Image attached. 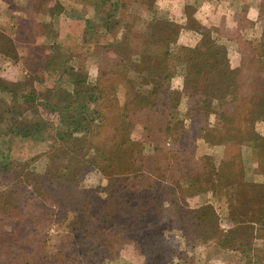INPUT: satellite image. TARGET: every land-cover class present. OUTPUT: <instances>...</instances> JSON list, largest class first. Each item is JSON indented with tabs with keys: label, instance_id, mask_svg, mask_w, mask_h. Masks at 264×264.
Listing matches in <instances>:
<instances>
[{
	"label": "rangeland",
	"instance_id": "rangeland-1",
	"mask_svg": "<svg viewBox=\"0 0 264 264\" xmlns=\"http://www.w3.org/2000/svg\"><path fill=\"white\" fill-rule=\"evenodd\" d=\"M0 264H264V0H0Z\"/></svg>",
	"mask_w": 264,
	"mask_h": 264
},
{
	"label": "trees",
	"instance_id": "trees-1",
	"mask_svg": "<svg viewBox=\"0 0 264 264\" xmlns=\"http://www.w3.org/2000/svg\"><path fill=\"white\" fill-rule=\"evenodd\" d=\"M47 100V99H46ZM47 102V101H46ZM79 104V103H78ZM61 108V107H60ZM62 108H63V110L64 111H66L67 110V113H69L70 111H71V109H72V106L69 104L68 106H62ZM61 108V109H62ZM83 108V107H82ZM60 109V110H61ZM58 110V109H57ZM61 112H63V111H61ZM64 113V112H63ZM99 117H100V119H106V113H102V112H100L99 113ZM74 121H75V124L77 125V126H82V118H79V117H76L75 119H74ZM248 136H250L251 138H253L254 139V137L255 138H257L258 140H261V138L260 137H257V136H255L253 133L252 134H250V135H248Z\"/></svg>",
	"mask_w": 264,
	"mask_h": 264
}]
</instances>
